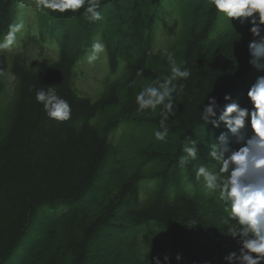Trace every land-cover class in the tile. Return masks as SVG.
<instances>
[{"label":"trees","instance_id":"1","mask_svg":"<svg viewBox=\"0 0 264 264\" xmlns=\"http://www.w3.org/2000/svg\"><path fill=\"white\" fill-rule=\"evenodd\" d=\"M184 1L185 8L183 0H102L103 19L94 23L77 12H43L42 31L24 24V30L17 34L23 48L36 46L41 52L45 46H54L51 63L35 71L18 61L11 63L10 56L0 52V264H10L22 245L31 242L28 236L33 235L32 224L40 209L51 213L49 220L55 223L62 209L88 207L99 196V173L117 129L111 116L102 118L115 107H120L122 115L138 112L136 86L170 74L168 54L157 50L158 12L163 5L173 8L172 12L179 11V32L174 41L179 43L177 63L191 75L180 81L184 91L176 96L175 115L167 123L172 142L163 151L145 153L147 163L165 167L148 180L155 188L150 201L139 208L127 205L135 203L139 192L149 193L140 175L132 176L79 233L68 234L61 248L40 264H88L102 233L111 227L130 238V257L148 264H154V257L165 264V256L168 264H202L200 257L214 254L217 264H226L224 256L238 249L236 240L215 220L202 215L195 200L183 194L169 195L167 186L176 184L171 180L181 167L178 160L183 155L182 146L195 140L201 128L212 127L200 119L207 98L215 97L223 107L227 103L225 94H231L242 107H250L247 90L264 71L249 63L247 46L253 37L248 25L233 21L236 32L207 0ZM20 3L0 0V38L10 23L20 21ZM53 18L57 19L55 23ZM71 24L79 28L80 41L68 46ZM164 26L171 28V23ZM97 39L107 48L98 60L103 72L101 82L121 76L126 88L122 104L113 87L95 101L74 93L73 74L79 63L87 62L86 55ZM98 61L90 65L92 69ZM7 69L13 77L11 90L3 81ZM137 69H143V77L136 76ZM48 86L71 104L69 121L50 120L43 105L36 102L35 91L47 90ZM143 113L151 115L152 133L158 130L159 108ZM177 254L181 256L179 261ZM98 264L108 263L100 259Z\"/></svg>","mask_w":264,"mask_h":264},{"label":"clouds","instance_id":"2","mask_svg":"<svg viewBox=\"0 0 264 264\" xmlns=\"http://www.w3.org/2000/svg\"><path fill=\"white\" fill-rule=\"evenodd\" d=\"M207 3L235 31L233 21L241 26H249L248 31L253 37L247 46L249 63L264 71V36H261L264 32V0H207ZM101 5L102 0H29V7L36 11L53 14L77 12L90 23L103 19ZM81 9L83 12H80ZM24 27L22 21L8 25L7 32L0 38V52L12 50L17 43V34ZM106 51L102 40H94L86 55L87 63L94 64ZM168 60L171 64L170 74L163 78L156 76L143 85L134 101L136 110L141 113L155 112L159 108V129L153 132L158 141H166L168 137L167 123L177 108L175 98L185 87L180 81L187 80L191 75L171 54ZM143 75V69H137L136 76ZM246 96L250 107H242L232 99L231 94H225L227 103L223 107L215 97H208L207 104H203L200 110V119L204 124L218 128L222 122L227 129L220 133L218 142L208 152L217 165L216 170L211 171L204 164L194 169L196 180H202L204 187L215 194L223 205L227 213V219L223 221L228 225L227 235L237 242L238 249L224 256L226 264H264V75L256 78ZM35 100L43 105V111L50 120L65 122L72 118L71 104L58 95L53 86H48L47 90H36ZM232 142L239 147L233 148ZM198 150L195 140L184 144L179 165L183 168L190 161L197 160ZM229 220L234 223L229 225ZM153 260L154 264H162L159 257ZM176 260H181L179 254ZM168 261L169 258L165 256V264Z\"/></svg>","mask_w":264,"mask_h":264},{"label":"rangeland","instance_id":"3","mask_svg":"<svg viewBox=\"0 0 264 264\" xmlns=\"http://www.w3.org/2000/svg\"><path fill=\"white\" fill-rule=\"evenodd\" d=\"M21 1L22 3L18 6V11L22 15L20 21H18H22L25 25H29V27L34 28L36 31H42L43 28L41 25L44 26L43 19L46 15L43 12L36 11L34 8H30L29 0ZM182 3L185 8L187 3L184 0ZM179 9L182 10V6H179ZM172 11L173 8L163 5L161 11L158 12L160 22L157 31L159 38L157 50H160L162 55L166 53L168 55L171 54L177 62L179 43L174 41L179 32L176 25V18L179 16V11ZM52 20L55 23L57 19L53 18ZM168 22L171 23V28L164 26ZM75 26V24H71L73 30L70 32L71 37L69 38L68 46L75 44L76 41H80L79 28ZM17 39L19 38L17 37ZM6 53L10 56L11 63L18 61L26 69L31 71H35L37 67L43 64L51 63L55 55L53 45L45 46L40 52L36 46L28 45L26 48H23L20 40H17L12 50ZM81 71L85 73L86 78H84V74ZM170 71L171 64L169 65V73ZM102 75L101 61L96 63L94 69L87 62L79 63L77 70L73 74V90L75 95L80 98L89 97L92 101H95L101 95L107 94L108 89L113 87L115 92L118 93L120 103L122 104L126 96V88L122 83L121 76L115 80L101 82ZM3 81L8 87V90H11L13 77L10 69H7L4 73ZM140 89L141 84L136 86V94ZM119 111L120 107H115L102 118L103 120L111 116L117 122V129L113 131V135L109 140L108 155L99 173V183L101 185L99 196L88 207L82 206L79 208L70 207L67 210L62 209L63 214L59 218H55V223L49 220L51 213L47 215L45 211L40 209L32 224L33 235L28 236L31 242L22 245L10 264H40L47 256L61 248L68 234L75 235L79 233L81 227L86 222L92 220L108 201L117 194L121 185L129 181L134 175H140L141 179H143L141 184L145 185V188H149V193L143 194V191L139 192V197L135 203L128 202L127 205L139 208L150 201L151 192L155 188L152 184L153 182L149 183L148 180L152 181V176L155 173L163 171L165 167L157 163H147L145 161V153L163 151L166 144L171 143L172 139L170 137H167L166 141H158L155 139L149 126L150 114L133 112L122 115ZM225 131L227 129L223 124H220L218 128L212 126L200 129L195 139L199 148L197 160L190 161L186 167H180L177 173L174 174L176 176L175 179H169L176 184L167 186V190L169 195L174 193L183 194L195 200L201 207L202 215L215 220L219 228L227 234L226 227L228 225H225L223 222L227 219V214L224 211L223 205L217 200L215 194L210 193L204 187L202 180H196L194 172L195 167L200 164L206 165L211 171L216 170L217 165L208 156V152L211 146L218 142L217 138L220 133ZM231 146L233 148L239 147L234 142L231 143ZM232 223L234 221L229 220V225ZM35 241V245H32ZM129 243L130 238H128V235H124L121 230L111 227L109 231L102 233L96 244V249L89 255L88 264H98L100 259L108 264H148L143 261L137 262L134 260L135 258L130 257L128 251ZM31 245V251H27ZM200 259L202 264H217L218 262V257L215 254L209 257L202 256Z\"/></svg>","mask_w":264,"mask_h":264}]
</instances>
